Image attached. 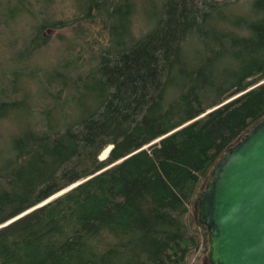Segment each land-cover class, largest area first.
<instances>
[{
  "label": "trees",
  "instance_id": "obj_1",
  "mask_svg": "<svg viewBox=\"0 0 264 264\" xmlns=\"http://www.w3.org/2000/svg\"><path fill=\"white\" fill-rule=\"evenodd\" d=\"M237 1L0 0V264H189L202 183L264 117V0ZM83 22L86 71L26 67Z\"/></svg>",
  "mask_w": 264,
  "mask_h": 264
},
{
  "label": "water",
  "instance_id": "obj_2",
  "mask_svg": "<svg viewBox=\"0 0 264 264\" xmlns=\"http://www.w3.org/2000/svg\"><path fill=\"white\" fill-rule=\"evenodd\" d=\"M194 205L209 264H264V117L216 161Z\"/></svg>",
  "mask_w": 264,
  "mask_h": 264
},
{
  "label": "rangeland",
  "instance_id": "obj_3",
  "mask_svg": "<svg viewBox=\"0 0 264 264\" xmlns=\"http://www.w3.org/2000/svg\"><path fill=\"white\" fill-rule=\"evenodd\" d=\"M241 8L248 2V0H238L237 1ZM65 6L66 4H62ZM73 10V9H72ZM71 10V11H72ZM68 10L67 16L71 12ZM139 23H145L144 18H141ZM75 24H79L75 22ZM85 26L84 32H78L73 27L57 28L52 33H50V40L47 46L42 47L29 57V63L26 67L30 70L31 66L35 63L45 66H58L59 63L66 59L69 66H74L80 70L86 71L89 66V59L91 58V51L98 50L102 45L108 43L106 32L102 31L101 27L98 25H91L88 22H83ZM19 27V26H18ZM17 27V28H18ZM3 35H0V64L2 61L9 60L12 55H15L21 47L20 39L16 40L14 47L8 45V39ZM8 38L14 37L12 33H9ZM8 62V61H7ZM58 64V65H57ZM11 64H7L4 68L10 67ZM3 66V65H2ZM30 66V67H29ZM69 88V87H68ZM67 87H62V94L65 95L68 91ZM111 146V145H109ZM107 146V147H109ZM106 147V148H107ZM105 148V149H106ZM104 149V150H105ZM103 150V152H104ZM110 151V150H109ZM109 151L106 156L109 155ZM103 152L101 156L103 157ZM69 188V187H68ZM190 216L192 219L195 217V205L190 207ZM193 229H196L200 234L201 241L198 248L191 254L188 259L189 264H209V238L208 231L203 226L197 224V222L192 223Z\"/></svg>",
  "mask_w": 264,
  "mask_h": 264
},
{
  "label": "bare ground",
  "instance_id": "obj_4",
  "mask_svg": "<svg viewBox=\"0 0 264 264\" xmlns=\"http://www.w3.org/2000/svg\"><path fill=\"white\" fill-rule=\"evenodd\" d=\"M159 139H160V138H159ZM159 139L155 140L154 142H157ZM112 147H113V145L107 147V148L104 150V152H103V154H104L103 157L100 156V158H101V159H102V158H104V159L107 158L108 156H106V154L108 153L109 150L111 151ZM145 147H147V146H145ZM110 151H109V153H110ZM77 183H78V182H77ZM77 183H75V184H77ZM75 184H73L72 186L74 187ZM72 186H70L69 188H67V189H65V190L67 191V190L71 189ZM65 190H63V191H65ZM63 191H61V192H63ZM59 193H60V192H59ZM57 194H58V193H57ZM55 195H56V194H55ZM53 196H54V195H53ZM56 197H57V196H56ZM50 198H51V197H50ZM50 198H49V199H50ZM54 198H55V197H54ZM49 199H47V200H49ZM47 200H46V201H47ZM50 200H51V199H50ZM50 200H49V201H50ZM44 202H45V201H44ZM44 202L41 203L40 205L44 204ZM47 202H48V201H47ZM47 202H46V203H47Z\"/></svg>",
  "mask_w": 264,
  "mask_h": 264
}]
</instances>
